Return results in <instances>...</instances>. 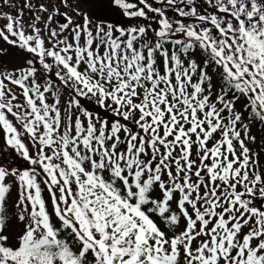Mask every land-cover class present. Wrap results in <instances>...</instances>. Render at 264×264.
<instances>
[{
	"label": "snow or ice",
	"instance_id": "snow-or-ice-1",
	"mask_svg": "<svg viewBox=\"0 0 264 264\" xmlns=\"http://www.w3.org/2000/svg\"><path fill=\"white\" fill-rule=\"evenodd\" d=\"M262 155L264 0H0V264H264Z\"/></svg>",
	"mask_w": 264,
	"mask_h": 264
},
{
	"label": "rangeland",
	"instance_id": "rangeland-1",
	"mask_svg": "<svg viewBox=\"0 0 264 264\" xmlns=\"http://www.w3.org/2000/svg\"><path fill=\"white\" fill-rule=\"evenodd\" d=\"M81 7L83 8L84 7V5H81ZM253 133L254 134H258V130L256 129V128H254L253 129ZM259 135H260V132H259ZM257 137H258V135H257ZM258 144H259V140H258ZM261 162H262V164H264V161L263 160H261ZM13 197H15L16 196V192H15V190L13 191ZM11 204H12V200H9V206L11 207Z\"/></svg>",
	"mask_w": 264,
	"mask_h": 264
},
{
	"label": "trees",
	"instance_id": "trees-1",
	"mask_svg": "<svg viewBox=\"0 0 264 264\" xmlns=\"http://www.w3.org/2000/svg\"><path fill=\"white\" fill-rule=\"evenodd\" d=\"M257 130H258V129H257ZM257 135H258V140H259V139H260V136H261L262 134L260 133V135H259V131H258V134H257ZM261 160L264 161V155L261 156Z\"/></svg>",
	"mask_w": 264,
	"mask_h": 264
}]
</instances>
